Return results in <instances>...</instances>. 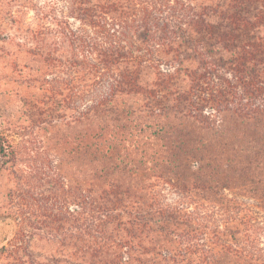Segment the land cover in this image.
<instances>
[{"label":"rangeland","instance_id":"374dc122","mask_svg":"<svg viewBox=\"0 0 264 264\" xmlns=\"http://www.w3.org/2000/svg\"><path fill=\"white\" fill-rule=\"evenodd\" d=\"M67 1L0 0V133L17 147L16 161L0 169V264L78 260L58 228L67 188L117 206L115 226L134 223L110 227L131 241L129 264H203L205 254L264 264V155L248 151L264 144V126L232 111L209 126L176 110L154 116L145 94L79 120L78 88H66L61 73L74 58L66 24L81 27ZM194 57L185 67L198 66ZM191 80L182 74L179 87L189 90ZM161 209L176 220L155 214Z\"/></svg>","mask_w":264,"mask_h":264},{"label":"trees","instance_id":"16d2710c","mask_svg":"<svg viewBox=\"0 0 264 264\" xmlns=\"http://www.w3.org/2000/svg\"><path fill=\"white\" fill-rule=\"evenodd\" d=\"M199 1L68 0L69 15L77 18L81 27L74 29L69 21L66 24L65 38L74 58L61 73L66 88H78V100L84 107L79 120L113 110L123 95L145 94L153 98L149 107L154 116L176 110L209 126L211 117L220 120L232 111L264 126V32L255 34L264 31V0ZM217 14L223 23L210 21ZM212 41L231 51L232 58L225 60L210 49ZM189 52L199 63L196 68L184 65ZM184 73L192 78L186 91L179 87ZM90 74L94 76L92 85L77 84ZM147 78L153 81L146 82ZM248 98L260 102L250 103ZM252 148H248L251 154L264 155V144ZM16 158V145L0 133V169ZM65 194L58 228L64 242L77 249L73 257H79L66 261L129 264L135 258L131 241H124L119 231L110 227L120 225L128 230L134 223L130 228L123 222L115 226L113 219L120 216L117 206L99 201L92 190L75 195L67 188ZM155 214L168 220L177 218L173 211L161 209ZM52 217L56 222L57 215L52 213ZM222 262L204 255L203 264Z\"/></svg>","mask_w":264,"mask_h":264}]
</instances>
